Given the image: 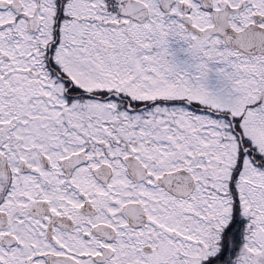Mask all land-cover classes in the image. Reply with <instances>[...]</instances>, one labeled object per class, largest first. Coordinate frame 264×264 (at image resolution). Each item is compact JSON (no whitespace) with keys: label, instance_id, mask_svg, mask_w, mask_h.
<instances>
[{"label":"snow or ice","instance_id":"6c2138e0","mask_svg":"<svg viewBox=\"0 0 264 264\" xmlns=\"http://www.w3.org/2000/svg\"><path fill=\"white\" fill-rule=\"evenodd\" d=\"M0 264H264V0H0Z\"/></svg>","mask_w":264,"mask_h":264}]
</instances>
